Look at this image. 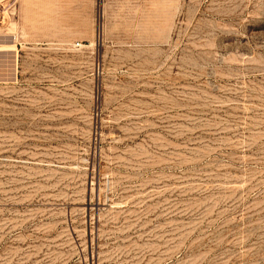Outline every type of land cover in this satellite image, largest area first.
Listing matches in <instances>:
<instances>
[{
	"label": "rangeland",
	"instance_id": "obj_1",
	"mask_svg": "<svg viewBox=\"0 0 264 264\" xmlns=\"http://www.w3.org/2000/svg\"><path fill=\"white\" fill-rule=\"evenodd\" d=\"M0 264H264V0H0Z\"/></svg>",
	"mask_w": 264,
	"mask_h": 264
}]
</instances>
